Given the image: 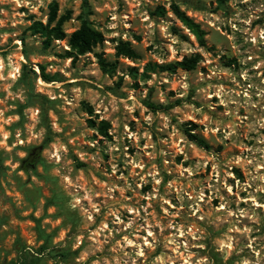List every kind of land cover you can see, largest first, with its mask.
<instances>
[{
  "label": "rangeland",
  "instance_id": "rangeland-1",
  "mask_svg": "<svg viewBox=\"0 0 264 264\" xmlns=\"http://www.w3.org/2000/svg\"><path fill=\"white\" fill-rule=\"evenodd\" d=\"M0 264H264V0H0Z\"/></svg>",
  "mask_w": 264,
  "mask_h": 264
},
{
  "label": "trees",
  "instance_id": "trees-1",
  "mask_svg": "<svg viewBox=\"0 0 264 264\" xmlns=\"http://www.w3.org/2000/svg\"><path fill=\"white\" fill-rule=\"evenodd\" d=\"M172 13L181 22V24L189 31V33L196 38L197 42L201 47L207 46V40H206L207 33L205 32L204 29H202L200 24L196 23L191 17H189L187 13L183 11L178 5H173ZM155 14L162 16L164 14V9L162 7L157 8ZM55 20H56V8L53 9V12L50 15L49 24L53 23ZM64 21L65 19L62 18L58 22L57 27L53 29V31H57L59 34H61V27ZM32 29L38 33H43L46 30V28H44L43 24L40 22L35 23L32 26ZM101 42H102L101 33L91 29L86 22H84L81 29L73 33L70 38V45L74 49H76L79 53L90 52L93 49V47H96ZM119 54L128 56L129 58L132 59L139 58L135 50L129 46L123 47L120 50ZM99 63L104 72H109L110 68L113 66L110 63H107L101 56L99 57ZM178 68L184 70H192L194 68L193 60L185 59L182 62H178L175 64H168V65L150 63L146 66V72L144 73V75H147L148 71L155 73L157 70L175 71ZM42 79L47 83H52L56 81L45 74H43ZM144 104L148 109L156 113L160 111H168L170 109H173L174 107L180 105L181 101H177L175 103H170V104H156L151 102L150 100H145ZM106 126L107 123L102 122L100 125V130L103 131L106 130L105 128ZM186 135L191 142L195 143L200 148H203L205 150H209L211 148L209 143L199 135L194 134L191 131H187ZM39 154H40L39 150L36 152L32 151L29 157H27L23 161L22 163L23 168L25 170L35 169L39 161V156H40Z\"/></svg>",
  "mask_w": 264,
  "mask_h": 264
}]
</instances>
